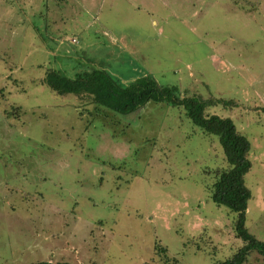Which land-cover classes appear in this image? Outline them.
Returning <instances> with one entry per match:
<instances>
[{"label":"rangeland","instance_id":"374dc122","mask_svg":"<svg viewBox=\"0 0 264 264\" xmlns=\"http://www.w3.org/2000/svg\"><path fill=\"white\" fill-rule=\"evenodd\" d=\"M91 68L216 102L205 114L249 142L245 228L264 244V0H0V264H165L155 244L217 264L242 246L210 199L218 137L165 102L121 115L42 83Z\"/></svg>","mask_w":264,"mask_h":264},{"label":"trees","instance_id":"16d2710c","mask_svg":"<svg viewBox=\"0 0 264 264\" xmlns=\"http://www.w3.org/2000/svg\"><path fill=\"white\" fill-rule=\"evenodd\" d=\"M42 83L58 96L75 97L80 106L92 105L97 110L103 108L121 115L132 114L148 102H165L173 107H181L186 117L204 134L218 137L228 166V169L216 171L217 177L212 185L210 199L216 206L225 207L235 215L234 237L242 242V246L232 258L217 264H244L252 251L264 256V244L257 241L245 228L246 209L251 198V193L244 184V177L251 168L248 159L250 145L247 139L236 131L229 118L205 114L206 107L215 104V101L204 102L196 98L178 97L173 88L161 87L148 76H142L124 85L118 78L101 68H91L89 71L75 74L72 78L48 70ZM16 111L17 109H14V112ZM154 254L165 264H169L170 259L164 247L155 244ZM171 262L173 264L176 261L172 259Z\"/></svg>","mask_w":264,"mask_h":264},{"label":"crops","instance_id":"0c3cea01","mask_svg":"<svg viewBox=\"0 0 264 264\" xmlns=\"http://www.w3.org/2000/svg\"><path fill=\"white\" fill-rule=\"evenodd\" d=\"M72 42H75L74 40H72Z\"/></svg>","mask_w":264,"mask_h":264}]
</instances>
